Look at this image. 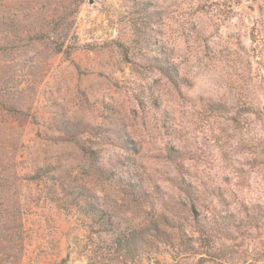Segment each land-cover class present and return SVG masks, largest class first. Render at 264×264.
Masks as SVG:
<instances>
[{
    "label": "rangeland",
    "instance_id": "rangeland-1",
    "mask_svg": "<svg viewBox=\"0 0 264 264\" xmlns=\"http://www.w3.org/2000/svg\"><path fill=\"white\" fill-rule=\"evenodd\" d=\"M0 264H264V0H0Z\"/></svg>",
    "mask_w": 264,
    "mask_h": 264
}]
</instances>
